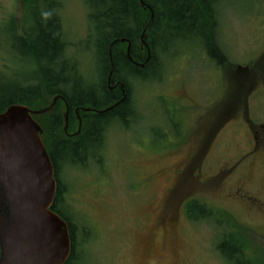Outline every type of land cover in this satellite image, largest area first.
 Wrapping results in <instances>:
<instances>
[{
	"label": "rangeland",
	"instance_id": "1",
	"mask_svg": "<svg viewBox=\"0 0 264 264\" xmlns=\"http://www.w3.org/2000/svg\"><path fill=\"white\" fill-rule=\"evenodd\" d=\"M60 1L67 54L87 86L95 88L102 69L92 26L95 35L92 32L90 37V8L86 0ZM217 10L213 37L225 56L224 65L214 63L198 36L173 38L176 29L161 32L155 27L151 38L158 43L152 46L162 62L160 68L151 80H144L141 74H123L132 88L127 125L120 118L109 121L97 152L81 157L79 163L65 161L61 166L60 207L76 224L82 264H229L216 249L226 239L220 237L224 230L264 260V218L260 216H264V202L259 213L250 199L264 201V163L253 164L247 174L253 182L250 198L237 194L238 185L232 182L241 167L224 176L221 186L217 177L221 167L237 160L246 149L247 130L237 118L229 121L206 150V157L198 158L204 150L202 134L211 130L209 118L215 116L219 99L230 96L226 94L232 86L228 73L231 77L239 68L236 73L242 78L260 69L255 59L264 48V0H221ZM11 17L17 24L21 21L20 1L0 0V72L23 83L32 68L8 51L5 25ZM259 57L264 59V54ZM247 65L249 70L244 68ZM58 100L64 104V114L68 105L64 97ZM251 110L255 113L256 107ZM257 114H263L260 108ZM173 121H178L175 131ZM77 122L67 133L63 129L65 135L81 133L83 122ZM181 129L185 137L177 140ZM191 154H196L193 171L198 178L191 172L177 179V170L187 164ZM233 192L236 197L229 196ZM191 200L206 204L215 215L223 212L221 226L212 220H190L185 205ZM81 231L85 232L84 242Z\"/></svg>",
	"mask_w": 264,
	"mask_h": 264
},
{
	"label": "trees",
	"instance_id": "2",
	"mask_svg": "<svg viewBox=\"0 0 264 264\" xmlns=\"http://www.w3.org/2000/svg\"><path fill=\"white\" fill-rule=\"evenodd\" d=\"M19 1L23 11L21 21L17 24V20L11 17L5 25L8 51L13 58L20 60L24 65L31 64L32 71L27 76L29 77L26 79L27 82L23 83L16 78L5 77L0 72V113L12 104H23L31 109L44 107L55 95H61L69 107L70 116L75 115L74 110L80 112L81 107L100 109V107L111 106L116 99L120 98V82H123L126 89L127 97L112 108L92 116L89 112L82 111L88 119L83 122L81 133L76 137L67 136L63 131L62 112L65 107L61 100H58L56 106L46 115L34 116L42 126V141L53 164L57 182L52 210L66 221L69 229L70 254L63 264H82L81 253L77 251L76 224L71 222L70 217L60 207L63 189L58 172L65 161L69 164L79 163L81 157L85 158L93 151L97 152L102 142L103 130L109 121L120 118L121 123L127 125L132 114V104H129L127 98L132 88L131 83L123 74H141L145 76L144 80H151L155 70L160 68L162 63L155 55L156 50L152 46L149 63L145 65L144 70H140L123 52L124 43L119 44L117 39L128 38L131 41L130 51L132 53L134 48L132 44L134 42L138 44L141 30L153 14L145 42L151 40L152 31L157 26L158 31L161 32L176 29L177 34L173 38L198 36L210 58L214 63L218 62L222 66L225 63V56L213 37L217 33V7L221 0H86L90 8L87 15L89 29L92 26L96 30L97 36L93 41H96L97 54L101 59L102 74L99 82L93 83L94 86L96 84L95 88L87 86L77 70L76 62H72L67 54V42L60 16L61 1ZM94 30L90 29V37L95 35ZM152 43L155 44L156 39ZM157 46L158 43L155 44V47ZM260 61H263L262 57L255 63L259 64ZM111 64H113V69L109 79ZM238 70L239 68H236L231 77L228 73V81L232 86L227 89L226 94L229 93L230 96L224 101L225 103L232 99L236 90L234 81L238 76L236 73ZM116 81H119L116 87L113 90L109 89L108 84L109 86L114 85ZM73 118L71 116L69 119L68 130L77 125V120ZM185 211L192 221L212 220L218 227L221 226V221L225 216L223 212L215 215L206 204L195 200L185 205ZM84 235L85 232L81 231V242L86 240ZM220 237L226 239L217 243L216 249L225 262L261 264L260 259L264 264V260L255 256L254 249L248 247L244 249L240 240L234 237L231 231L224 230Z\"/></svg>",
	"mask_w": 264,
	"mask_h": 264
},
{
	"label": "water",
	"instance_id": "3",
	"mask_svg": "<svg viewBox=\"0 0 264 264\" xmlns=\"http://www.w3.org/2000/svg\"><path fill=\"white\" fill-rule=\"evenodd\" d=\"M152 18L151 14L142 31V44ZM58 98L63 97L56 95L36 109L12 104L0 113V264H63L70 254L68 225L51 209L56 191L54 168L41 139L42 127L34 119V115L50 112ZM68 124L66 106L65 133Z\"/></svg>",
	"mask_w": 264,
	"mask_h": 264
},
{
	"label": "flooded vegetation",
	"instance_id": "4",
	"mask_svg": "<svg viewBox=\"0 0 264 264\" xmlns=\"http://www.w3.org/2000/svg\"><path fill=\"white\" fill-rule=\"evenodd\" d=\"M140 35H139L138 44L135 42L134 44H132V47H134L132 53L130 51L131 41L128 38L124 37V38H120L117 40L119 44L124 43L125 48L123 52L130 59V61L133 64H135L140 70H144L145 65L149 63L148 61L151 58L150 47L152 48V38L149 42L146 41V44H141ZM127 48H129L130 54L129 52L128 53L126 52ZM262 54H264V48L262 49V51L260 52V54L255 60H260L261 57L259 56ZM141 65H143V67ZM259 67L260 69L256 68L255 70H253V72L255 73L254 75H251V74L248 75V73H246L244 74V77L242 78L237 76L234 82V86L236 87V90L234 91V94L232 95V99L229 100L227 104L224 102V97H222V99H219V106L215 111V116L209 118V123L211 125L210 133L207 132L206 134L204 133L202 134V140L204 139L202 143V149L204 150H201L198 154V158L206 157L207 155L206 150L211 149V147L213 146L212 144L214 143L215 136L216 135L218 136L220 134L221 128L229 121L237 118L236 122H238V124L243 126L245 130H247L248 144L246 146V149L242 153V155H240L237 160L232 162L230 165L221 167V169L218 172L217 177H218V182L221 186V184L223 183L221 182V180L224 176H227L228 174L230 175L233 174L235 171H237L241 167L240 171L233 176L232 182H234V185H238V187L236 188L238 189L237 194H240V193L246 194L248 195L249 198H250L249 188L253 187V182H251L247 174L251 172L252 170L251 167L253 164L256 166V164H258L259 162L264 163V109H263V106H264V59L263 61L259 62L258 68ZM244 68L246 70H249L248 65L245 66ZM118 83L119 81H116L114 85H117ZM108 87L109 89L113 90V88H111L109 84H108ZM120 88H121V93L119 95L120 98L119 100L116 99L114 101L113 104L115 105L118 104L120 101H122L125 97H127L123 82H120ZM129 94H128L127 99L129 101V104H132V99ZM251 106L256 107L255 113L252 112ZM104 108L106 107H100V109L93 108V111L90 112L89 114H91V116L95 114H99L100 113L99 111L103 110ZM258 108H260L263 112L261 116L257 114ZM74 111L73 113L75 115L71 114L69 116V119L71 118V116H73L74 120L75 119L81 120V125H82V122L87 121L88 118L86 114L84 115L82 113V111H84L82 110V107L80 109V112L78 111L79 117ZM175 118H176V115H174V120ZM176 122L178 121H173V123L175 124L174 131H175V128L177 129V127H175L177 126ZM185 134H186L185 130L181 129V134L179 135V132L176 134V136L178 135L177 140L179 139L182 140L185 137ZM199 146H197V151L199 150ZM196 154L194 155L191 154L188 159L187 164H185L183 167L177 170V179H180L181 176L183 177L187 173H191V172H193L192 177L198 178V176L193 171V168H194L193 162H194ZM177 181H180V180H177ZM263 188H264V183H263ZM233 195H235L234 197H236V194L234 192L230 194L229 196H233ZM250 199L254 200V204L258 206V208L253 206L254 210L256 211L260 210L259 213H261L264 201L254 196ZM259 205H261L262 208ZM263 213H264V209H263ZM260 216L264 218L263 215H260Z\"/></svg>",
	"mask_w": 264,
	"mask_h": 264
}]
</instances>
